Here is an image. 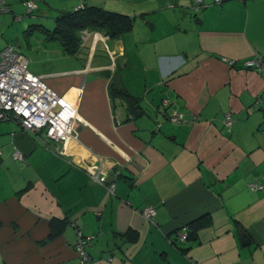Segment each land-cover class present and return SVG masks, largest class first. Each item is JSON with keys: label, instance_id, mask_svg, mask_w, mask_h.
<instances>
[{"label": "crops", "instance_id": "crops-1", "mask_svg": "<svg viewBox=\"0 0 264 264\" xmlns=\"http://www.w3.org/2000/svg\"><path fill=\"white\" fill-rule=\"evenodd\" d=\"M4 1L21 14L25 0ZM193 1L64 0L133 25L114 38L83 30L74 54L45 35L37 51H17L76 119L63 142L0 121V264H77L78 232L92 236L93 264H264V79L226 63L264 61V0H201L192 12ZM114 77L139 98L132 117L110 99ZM163 99L197 120L168 122ZM92 165L118 173L111 194L88 176Z\"/></svg>", "mask_w": 264, "mask_h": 264}, {"label": "built area", "instance_id": "built-area-1", "mask_svg": "<svg viewBox=\"0 0 264 264\" xmlns=\"http://www.w3.org/2000/svg\"><path fill=\"white\" fill-rule=\"evenodd\" d=\"M37 0H25L23 5L26 14L35 9ZM194 5H200L201 0H194ZM9 12L4 0H0V14ZM230 67L251 69L256 71L264 79V61L260 58H250L240 61L227 60ZM161 109H165L164 115L170 123L194 122L196 116L184 118L181 114L167 109V101L161 100ZM76 119L75 106L67 102L62 96L57 95L41 80L39 76L30 73L27 69V59L17 52L11 45H5L0 49V121H13L25 131L39 133L44 140L63 142L73 136V122ZM223 127L228 131L232 117L229 113L223 115ZM264 137V129L261 130ZM13 157L20 159L21 156L14 152ZM93 182L101 184L110 194L113 192L114 181L117 172L110 175L100 172L97 165L85 168ZM248 188L251 191L261 189V185L250 182ZM142 216L153 222L154 211L151 207H145L141 211ZM92 236H82L77 233L74 244V252L77 264H93L86 246ZM186 233L180 232L178 239L182 240Z\"/></svg>", "mask_w": 264, "mask_h": 264}, {"label": "trees", "instance_id": "trees-1", "mask_svg": "<svg viewBox=\"0 0 264 264\" xmlns=\"http://www.w3.org/2000/svg\"><path fill=\"white\" fill-rule=\"evenodd\" d=\"M201 7H203L202 3L196 6L192 2L188 8L192 12H196ZM132 25V16L109 11L100 6L82 4L70 10L58 11L54 18L53 28L51 30L42 29V32L47 39L58 41L64 53L74 54L79 47L81 31L93 30L104 36L114 38L129 31ZM109 96L111 100L121 99L130 117L141 111L139 98L129 94L117 77L110 81ZM161 112L164 115L165 109H161Z\"/></svg>", "mask_w": 264, "mask_h": 264}, {"label": "rangeland", "instance_id": "rangeland-1", "mask_svg": "<svg viewBox=\"0 0 264 264\" xmlns=\"http://www.w3.org/2000/svg\"><path fill=\"white\" fill-rule=\"evenodd\" d=\"M94 1V2H93ZM146 0H89L91 3H98L103 5L104 3L109 6L108 8L114 9L118 3L124 5H137L138 2ZM151 1V0H148ZM38 4V2H37ZM37 4L35 8L37 7ZM50 4V6L48 5ZM48 4L39 3L38 10L34 9L31 15L25 14L26 8H21V14L17 12H8L0 14V48L5 45H11L16 51H22L24 53H33L37 51V40H44V34L40 28L28 26L29 24H41L47 30H51L54 25V18L57 14V10H68L69 2L65 3L64 0H50ZM97 4V5H98ZM43 13L40 12V10ZM112 11V10H110ZM22 16L19 20L15 19V16ZM31 22H24V20H31ZM36 19V20H34ZM21 22V23H20ZM56 43L58 41L52 40ZM36 47V48H35Z\"/></svg>", "mask_w": 264, "mask_h": 264}, {"label": "water", "instance_id": "water-1", "mask_svg": "<svg viewBox=\"0 0 264 264\" xmlns=\"http://www.w3.org/2000/svg\"><path fill=\"white\" fill-rule=\"evenodd\" d=\"M242 235V237H244V234H241Z\"/></svg>", "mask_w": 264, "mask_h": 264}, {"label": "clouds", "instance_id": "clouds-1", "mask_svg": "<svg viewBox=\"0 0 264 264\" xmlns=\"http://www.w3.org/2000/svg\"><path fill=\"white\" fill-rule=\"evenodd\" d=\"M33 10H34V9H33ZM33 10H32V11H33ZM9 11H10V10H9ZM30 14H31V13H30Z\"/></svg>", "mask_w": 264, "mask_h": 264}]
</instances>
